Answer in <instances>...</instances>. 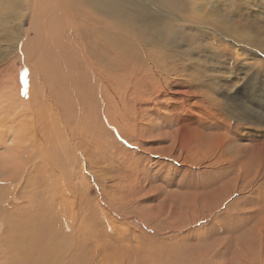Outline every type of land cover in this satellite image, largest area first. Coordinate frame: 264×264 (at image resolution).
Here are the masks:
<instances>
[{
    "label": "rangeland",
    "instance_id": "1",
    "mask_svg": "<svg viewBox=\"0 0 264 264\" xmlns=\"http://www.w3.org/2000/svg\"><path fill=\"white\" fill-rule=\"evenodd\" d=\"M12 2L3 0L11 8L0 12V100L8 82L3 79L13 77L20 97L28 100L32 89L39 105L50 109L48 125L56 141L52 121L69 123L65 128L76 131V148L68 143L58 148L51 165L46 156L38 160L50 173L28 174L21 195L13 182L12 201L0 200V250L9 249L0 264H43L56 240L65 250L59 264H264V0H122L127 14L111 9L82 15L90 25L109 23L105 67L101 34L92 28L86 34L110 79L100 96L99 81L85 68L78 46L68 43L76 58L68 60L69 93L63 103L59 85L52 84L58 62L44 59V65L39 56L40 48L47 49L44 36L53 20L44 21L46 9L38 0H32L37 3L32 14ZM136 21L150 25L147 34ZM120 58L126 66L131 60V67L121 69ZM132 69L139 85L128 76ZM130 81L136 86L129 87ZM126 95L133 100L125 102ZM17 113L14 123L20 124L25 116ZM5 189L0 196L9 200ZM10 215L27 244L16 240L19 233L9 236ZM25 245L27 259L21 255ZM200 253L205 256L198 262Z\"/></svg>",
    "mask_w": 264,
    "mask_h": 264
},
{
    "label": "bare ground",
    "instance_id": "2",
    "mask_svg": "<svg viewBox=\"0 0 264 264\" xmlns=\"http://www.w3.org/2000/svg\"><path fill=\"white\" fill-rule=\"evenodd\" d=\"M44 2V3H43ZM43 2L41 0H38V4L42 7L46 9V13L44 14L46 20H53L51 22H54L53 27L55 26V31H56V35L53 36L54 29L52 27V30L50 28V24L47 25V29L45 32V36H44V46L47 44L49 47L46 48H40V55L41 56V61L42 64L45 65V63L49 60L50 62L52 61V59L55 58V60L58 62V75H56L57 78L54 79L55 83H52L53 86L54 84H58L59 87L56 85L55 88L58 89V91H62L60 98V102L63 103L65 101V99H67V95L69 93V88L67 86L66 83V76L68 74V68L69 65L68 64V60L70 61V58L72 59L73 57V51L70 50V48H67V44L71 43V44H75V46H78L77 51L79 52V54L82 57V60L84 63H86L87 65L85 66V68L89 71H91L94 74V82H98L97 83V88L99 89V93L100 96H104V92L103 89L106 88L108 80L110 78H108V74L106 76V73L104 72L103 67H101V64L98 62V58L94 59L93 56V50L97 47L95 44H93L92 42H90V38H92L91 36H89L88 34H86V29H93V32L99 33L100 35V40L103 44V47L100 48L102 54L105 53L106 55L101 57L100 59L103 61L102 63L103 66L105 67V63H109V58H108V53H107V48H106V44L108 40V35L107 33H109V23H102V24H95V25H90L87 22H89V19L86 17H83L82 15H86L89 16V14L91 12H101L104 13L105 11H110L111 9H120L121 12L124 14V11L126 13V10H124V6L122 4V0H43ZM22 4L23 9H26V12L29 13H34V11L36 10V6L37 3L36 2H32V0H13L12 4ZM128 3V2H127ZM44 4V5H43ZM43 5V6H42ZM21 6V5H20ZM80 8H79V7ZM127 6V4H126ZM4 8H6V10L8 8H11V3H3V0H0V12L4 11ZM28 8V9H27ZM41 8V9H42ZM21 11V10H20ZM42 11V10H41ZM25 12V13H26ZM24 15V13H22ZM30 14V15H31ZM38 14V12H37ZM127 14V13H126ZM22 15V17H23ZM41 15V14H40ZM44 17V18H45ZM20 19V18H19ZM22 19V18H21ZM57 19V20H56ZM131 19V18H129ZM42 21V20H40ZM132 21V20H130ZM138 21V20H137ZM136 21V22H137ZM50 22V23H51ZM141 22V20L139 21ZM139 22H137L136 24H139ZM35 25V24H34ZM33 25V26H34ZM135 25V24H134ZM161 25V24H160ZM32 26V28H33ZM21 28V26H19ZM42 27H45V24L43 23ZM136 27V26H135ZM155 27V26H154ZM139 31H145V33L147 34V29L150 28V25H145L141 27V23L137 26ZM147 28V29H146ZM157 29V28H154ZM44 30V28H43ZM158 30V29H157ZM160 30V29H159ZM203 30V28H202ZM25 29H22V32H24ZM204 31V30H203ZM21 32V33H22ZM25 32H27L26 36H28V30H26ZM141 32H139L141 34ZM153 32V31H152ZM138 33V31H137ZM24 34V33H23ZM55 34V33H54ZM121 34V33H120ZM143 34V33H142ZM149 34V33H148ZM151 34V33H150ZM160 34V33H159ZM25 36V35H24ZM24 36H20L24 37ZM151 36V35H150ZM153 36V34H152ZM171 36V35H170ZM160 37V36H158ZM155 38V37H154ZM153 38V39H154ZM23 39V38H22ZM28 39V38H27ZM33 41V44L35 45V41ZM77 43V44H76ZM25 44V43H24ZM27 44H28V40H27ZM125 44V43H124ZM151 45H153L151 43ZM125 46V45H124ZM145 46V45H144ZM154 46V45H153ZM26 48V47H25ZM29 48V47H28ZM28 48H27V55L28 53ZM72 48V47H71ZM76 48V47H74ZM151 48V47H149ZM157 49V48H155ZM154 49V50H155ZM32 50V49H31ZM75 50V49H74ZM119 50V49H118ZM24 51V50H22ZM92 51V54L89 52ZM96 52V51H95ZM100 52V53H101ZM98 53V52H97ZM143 53V52H142ZM139 53H137L138 55ZM100 55V54H98ZM136 55V54H135ZM145 54H142V56ZM128 56V55H127ZM126 56V57H127ZM153 56V55H152ZM155 56V55H154ZM123 57V56H122ZM138 57V56H137ZM147 57V55H146ZM29 58V56H28ZM74 59L76 58L75 55L73 57ZM125 58V57H124ZM124 58H120L118 61L121 64L120 68L124 69L126 68L130 63L131 60L129 61L128 65L126 66V61H124ZM148 58V57H147ZM37 59V58H36ZM44 59L46 60V62L44 61ZM118 59V58H117ZM137 59V58H136ZM61 60H63L61 62ZM73 60V59H72ZM111 60V59H110ZM139 60V58H138ZM148 60V59H147ZM28 61V59H27ZM32 61V60H31ZM37 61V60H36ZM77 61V60H76ZM100 61V60H99ZM54 62L53 64L57 63ZM71 62V61H70ZM78 62V61H77ZM150 62V61H149ZM75 63V61L73 62ZM144 64L145 62H141V64ZM47 64V63H46ZM82 64V63H80ZM38 65V64H37ZM56 65V64H55ZM56 65V66H57ZM140 65V63L138 64ZM52 66V65H51ZM54 66V65H53ZM77 66V65H76ZM119 66V65H118ZM130 66V65H129ZM152 66V65H151ZM177 66V65H176ZM48 67V66H46ZM45 67V68H46ZM72 67V66H71ZM74 67V66H73ZM79 67V66H78ZM108 67V66H107ZM131 67V66H130ZM34 70L38 71V69L33 66ZM53 68V67H52ZM109 68V67H108ZM128 68V67H127ZM154 68V67H153ZM130 69V68H129ZM54 70V69H52ZM70 70V69H69ZM6 73H8L7 69L5 70ZM4 71V73H5ZM57 71V70H56ZM73 71V70H72ZM134 69L131 70V73H129L128 76H131L132 79L134 80V82H136V84L138 83H142L141 82V78L139 76L140 79H137V74H135V72H133ZM156 71V70H155ZM51 73V71H49ZM48 69H47V73ZM54 72V71H53ZM138 72V71H137ZM140 72V70H139ZM157 72V71H156ZM159 72V71H158ZM72 73V72H71ZM74 73V72H73ZM104 73V75H103ZM147 73V72H145ZM10 74V73H9ZM46 74V73H45ZM54 74H56L54 72ZM160 74V73H159ZM11 75V74H10ZM75 75V74H74ZM136 75V76H135ZM9 76V75H8ZM49 76H51L49 74ZM70 75H68L69 77ZM126 76V79L127 77ZM169 76V75H168ZM172 76V75H171ZM4 77V76H2ZM7 77V76H6ZM11 77V76H9ZM36 77V75H35ZM53 77V76H52ZM55 77V76H54ZM137 77V78H136ZM124 78V77H123ZM122 78V79H123ZM130 78V77H129ZM128 78V80H129ZM154 78V77H153ZM13 79V80H12ZM11 80H9V78L7 77V79H3L4 81H8L7 84L5 85V87H3L4 90V95H3V99L0 100V119H2V122L0 121V187L4 188V186L6 187V191H8V195H11L10 199H3L0 196V200H4L3 203L4 205H8L10 202L8 201H12V196L15 194L14 191H11V187H12V183L13 182H17V188H18V194H20V191H22V189H24V186L27 183V175L31 174V176H33V174H40V172H45L43 169H41V165L39 163L38 160H42L45 156L46 159L48 160V163L46 162V164H52L54 163V158H55V152L56 150L62 149L67 143L70 146L75 147V142L73 140H75V130H72L71 128L66 129L69 125V123H64L63 121H59V120H54L55 122L52 121V127L55 125V130L56 132L59 134V138L57 137L56 141V137L52 136V133L50 131V127L48 125V120H49V116L46 112L50 113V109L48 108L47 110H45V106H43V104L41 103L39 105V99L36 97L34 91L32 89H30V97L28 98V100H25L24 98L20 97L19 95V90L17 89V85L16 82L14 80V78L12 77ZM35 80V78H33ZM79 79V78H78ZM120 78V80H122ZM145 79L142 77V80ZM147 79V78H146ZM170 79V78H169ZM38 80V78H37ZM119 80V81H120ZM131 80V79H130ZM161 80V79H160ZM172 80V79H170ZM9 81H12V83ZM64 81V82H63ZM77 83L79 84V80H76ZM118 81V82H119ZM132 81V80H131ZM130 81V85L129 87H134L136 86L135 84H131ZM149 81V79H147V82ZM34 82V81H32ZM72 82V79H70V83ZM74 84H75V80H73ZM128 82V81H127ZM144 82V81H143ZM150 82V81H149ZM148 82V83H149ZM189 82V81H188ZM39 83V82H38ZM50 83V82H49ZM63 83L65 84V89L68 90H63ZM152 83V82H150ZM173 83V82H172ZM5 84V83H4ZM3 84V86H4ZM40 84V83H39ZM48 84V83H47ZM111 84V83H110ZM185 84V83H184ZM118 85V84H117ZM121 85V84H120ZM139 85V84H138ZM156 85V84H155ZM167 85V84H166ZM105 86V88H104ZM109 86V84H108ZM148 86V85H147ZM152 86V85H151ZM118 87V86H117ZM120 89H123L122 87L124 86H120ZM127 87V89L129 88ZM138 87V86H137ZM140 87V86H139ZM143 87V86H141ZM150 87V85H149ZM156 86H154L155 88ZM51 88V87H50ZM74 88V90H72ZM70 88L71 91L73 92V94L75 95V97L77 98V96H79V94H76V88L73 87ZM119 88V87H118ZM136 88V87H135ZM152 88V87H150ZM179 88V87H178ZM182 88H184L182 86ZM126 89V88H125ZM124 89V90H125ZM131 90L134 88H130ZM128 89V90H130ZM141 89V88H139ZM170 89V88H169ZM180 89V88H179ZM185 89V88H184ZM183 90V92L186 93V91ZM114 90V89H113ZM134 90H138V88L134 89ZM132 90V91H134ZM175 90V89H174ZM178 90V89H177ZM187 90V89H186ZM193 90V89H192ZM75 91V93H74ZM131 91V92H132ZM189 91V90H188ZM50 92V91H49ZM130 92V91H129ZM138 92H140L138 90ZM177 92V91H176ZM182 92V93H183ZM192 92V91H191ZM197 92V91H196ZM86 93V92H84ZM83 93V94H84ZM104 93V94H103ZM114 93V91H113ZM125 93V91H123V93H121L122 95ZM189 93V92H188ZM194 93V92H193ZM21 94V93H20ZM53 94V92H51V95ZM87 94V93H86ZM127 94V93H125ZM135 95V93H133ZM138 94V93H137ZM144 94V93H143ZM168 94V93H167ZM195 94V93H194ZM60 95V94H59ZM72 94H69V96ZM85 95V94H84ZM98 95V94H97ZM112 95V94H111ZM114 95V94H113ZM128 95V94H127ZM126 95V96H127ZM55 96V95H52ZM51 96V97H52ZM117 96V95H116ZM124 96V95H123ZM130 96V94L128 95ZM127 96V99L125 102H131V98ZM132 96V94H131ZM136 96V95H135ZM134 96V97H135ZM138 96V95H137ZM142 96V95H141ZM202 96V95H201ZM45 97V96H44ZM58 97V96H57ZM80 97V96H79ZM121 98V96H119ZM125 97V96H124ZM140 97V96H138ZM144 97V96H143ZM123 98V97H122ZM199 98V97H198ZM43 99V98H42ZM41 99V100H42ZM49 99V98H48ZM111 99V98H110ZM118 99V97H117ZM204 99V98H203ZM68 100V99H67ZM102 100V99H101ZM146 100V99H145ZM201 100V99H200ZM207 100V99H206ZM45 101V100H44ZM47 101V100H46ZM51 101V100H50ZM78 102V104H80V102L78 100H76ZM135 101V100H134ZM199 101V100H198ZM66 102V101H65ZM69 102V101H68ZM91 102V100H90ZM201 102V101H200ZM204 102V101H203ZM4 103L7 104L4 105ZM71 103V101H70ZM84 103V102H83ZM86 103V102H85ZM97 103V102H96ZM100 103V102H99ZM118 103V102H117ZM124 103V102H123ZM122 103V104H123ZM48 104V103H47ZM65 104V103H64ZM90 104V103H89ZM126 104V103H125ZM124 104V105H125ZM132 104V103H131ZM2 105H4L5 107H3ZM73 105V104H72ZM87 105V104H83ZM196 105V104H195ZM215 105V104H213ZM49 106V105H48ZM68 106V105H67ZM135 106V104H134ZM139 106V105H138ZM209 106V105H208ZM212 106V105H210ZM209 106V107H210ZM87 107V106H86ZM20 110H17V109ZM82 108V107H81ZM85 108V106L83 107ZM88 108V107H87ZM213 108V107H212ZM13 109V110H12ZM108 109V108H106ZM126 109V108H125ZM139 109V108H138ZM208 109V108H207ZM221 109V108H219ZM56 110V109H55ZM58 110V109H57ZM210 110V108H209ZM22 113L25 116V118L22 120V122L20 124H15L14 123V119L17 118V112ZM27 111L30 114V119H28L27 122ZM123 111V110H122ZM213 111V110H211ZM215 111V109H214ZM219 112V111H218ZM56 118L60 116V113H52ZM103 114V113H102ZM222 114V113H221ZM161 115V114H160ZM219 115V114H218ZM228 115V114H227ZM135 116V115H134ZM187 116V115H186ZM224 116V115H223ZM253 116V115H252ZM145 117V116H144ZM232 117V116H231ZM230 117V118H231ZM255 117V116H254ZM22 118V117H19ZM159 118V117H158ZM53 119V118H52ZM51 119V120H52ZM61 119V118H60ZM228 119V118H227ZM244 119V118H243ZM104 120V118L102 119ZM20 121V120H18ZM121 121V120H120ZM62 122V123H61ZM76 122V121H75ZM128 122V121H127ZM68 124V125H66ZM105 125V124H104ZM141 125V124H140ZM71 126V125H70ZM66 127V128H65ZM143 127V126H142ZM65 128V129H64ZM119 128V126H118ZM80 130V128L78 129ZM77 130V131H78ZM122 130V129H120ZM119 130V131H120ZM128 130V129H127ZM176 130V129H175ZM174 130V131H175ZM129 131V130H128ZM124 135L127 134L124 130L121 131ZM176 133V132H175ZM191 134V133H190ZM232 134V133H231ZM129 135V134H128ZM174 135V134H173ZM187 135V134H186ZM195 135V134H194ZM172 136V135H171ZM191 136V135H190ZM226 136V135H225ZM127 137V136H126ZM188 137V136H187ZM229 137V136H228ZM139 138V137H138ZM193 140V139H192ZM231 140V139H230ZM58 142V144L56 142ZM131 141V140H130ZM225 141V140H224ZM220 142V141H219ZM231 142V141H230ZM228 142V143H230ZM216 143V142H215ZM88 144V143H87ZM132 144V143H131ZM185 144V143H184ZM209 144V143H208ZM223 144V143H222ZM232 144V143H231ZM68 145V146H69ZM86 145V144H85ZM187 145V144H186ZM191 145V144H190ZM138 146V145H137ZM203 146V145H202ZM205 146V145H204ZM221 146V143H220ZM192 147V146H191ZM263 147V146H262ZM68 148V147H67ZM77 148H79L77 146ZM188 148V146H187ZM233 148V146H232ZM70 149V148H69ZM87 149V148H86ZM89 149V148H88ZM61 151V150H60ZM96 151V150H95ZM201 151V150H200ZM259 151V150H258ZM263 151V150H262ZM28 152V153H27ZM81 152V151H80ZM190 152V151H189ZM255 152V151H254ZM261 152V150H260ZM63 153V151H62ZM83 153V152H81ZM85 153V151H84ZM83 153V154H84ZM253 153V152H252ZM68 154V153H67ZM240 154V153H239ZM264 154V153H262ZM82 155V154H81ZM85 155V154H84ZM84 155L83 158H84ZM59 156V155H58ZM61 156V155H60ZM86 156V155H85ZM233 156V155H232ZM77 157V156H76ZM227 157V156H226ZM80 158V157H79ZM240 158V157H239ZM69 159V158H68ZM46 161V160H45ZM81 161V160H80ZM68 162V161H67ZM221 162H226L227 164H232L235 161H233L232 159H222ZM263 162V161H262ZM59 163V162H58ZM179 163V162H178ZM44 164V163H43ZM261 164V163H260ZM259 164V165H260ZM47 165V166H48ZM69 165V164H68ZM78 165V164H77ZM83 165H88V163L85 162V160L83 161ZM172 165V164H171ZM217 165V164H216ZM240 165V164H239ZM45 166V164H44ZM70 166V165H69ZM231 166V165H230ZM43 167V166H42ZM82 167V166H81ZM87 167V166H86ZM125 167V166H124ZM241 167V166H240ZM83 168V167H82ZM244 168V167H243ZM41 169V170H40ZM45 169V168H44ZM61 169V168H60ZM77 169V168H76ZM185 169V168H184ZM49 169H47L46 172ZM177 170V169H176ZM54 171V170H53ZM124 171V170H123ZM58 172V171H57ZM50 173V172H49ZM63 173V172H62ZM82 173V172H81ZM240 173V172H239ZM52 174V173H51ZM49 175V174H48ZM54 176V175H53ZM113 177V176H112ZM182 177V176H181ZM100 178V177H99ZM184 178V177H183ZM208 178V177H207ZM227 180V179H226ZM231 180V179H230ZM65 181V180H64ZM190 181V180H189ZM106 182V181H105ZM57 184V183H54ZM188 184V183H187ZM213 184V183H212ZM179 185V184H178ZM69 186V185H68ZM78 186V185H77ZM105 186V185H104ZM219 186V185H218ZM19 187H22L21 189H19ZM57 187V186H56ZM79 187V186H78ZM81 187V186H80ZM172 187V186H171ZM71 188V187H70ZM195 188V187H194ZM215 189V188H214ZM231 189V188H230ZM183 191V190H182ZM171 192V191H169ZM206 193V192H205ZM194 194V193H193ZM192 194V195H193ZM230 194V193H229ZM232 194V193H231ZM5 195V194H4ZM18 195V196H19ZM74 195V194H73ZM17 196V195H16ZM183 196V195H182ZM211 196V195H210ZM139 197V196H138ZM225 197V196H224ZM17 198V197H16ZM134 198V197H133ZM193 198V196H192ZM213 198V197H212ZM183 199V198H182ZM202 199V198H201ZM214 201V200H213ZM1 202V201H0ZM191 203V202H190ZM150 204V203H149ZM185 204V203H184ZM206 204V203H205ZM1 205V204H0ZM239 206V205H238ZM73 208V207H72ZM189 208V207H188ZM184 210V209H182ZM2 212V211H1ZM145 212V211H144ZM166 213V212H165ZM259 215V214H258ZM67 216V215H66ZM71 216V215H70ZM6 219V218H5ZM64 219V218H63ZM8 220H9V227L10 228V235L11 233H19V237L16 238L20 239L21 242L26 241L27 244V235L25 236L22 232H20L21 227H19V222H16L14 219L11 220V215L8 216ZM6 220V221H8ZM189 220V219H188ZM256 220V219H255ZM167 221V220H166ZM73 222L74 221H69V227L72 228L73 227ZM55 226V225H54ZM162 226V224H161ZM176 226V225H175ZM12 228V231H11ZM56 229V228H55ZM259 229V228H258ZM9 230V229H8ZM7 230V233H8ZM54 230V229H53ZM75 231V230H74ZM128 231V230H127ZM258 231V230H257ZM132 233V232H131ZM58 234V233H57ZM52 233L49 231V239L51 238ZM118 236V235H117ZM132 236V235H131ZM209 236V235H208ZM157 237V235H156ZM177 237V236H176ZM219 237V236H218ZM129 238V237H128ZM119 239V238H118ZM135 239V238H134ZM133 239V240H134ZM137 239V238H136ZM139 239V238H138ZM154 239V238H153ZM185 239V238H184ZM63 241V239H61ZM116 240V239H115ZM221 240V239H220ZM182 241V240H180ZM184 241V240H183ZM61 241H57L54 243L53 245V241L50 242V246L49 249L45 252L47 253L45 255V253L43 254V257L41 258L42 260H40V262H42L43 264H59V261L61 262V258L62 255L65 250L64 249H58V246L62 243H60ZM112 242V241H111ZM150 242V241H149ZM119 243V242H118ZM117 243V244H118ZM180 243H184V242H180ZM215 243V242H214ZM125 244V243H124ZM209 244V243H208ZM5 245V244H4ZM180 245V244H179ZM178 245V246H179ZM211 244H209L210 246ZM130 246V245H129ZM134 246V245H133ZM205 246V245H204ZM216 246V245H215ZM131 247V246H130ZM137 247V246H136ZM123 248V247H122ZM135 248V247H134ZM162 249V248H161ZM189 249V248H188ZM108 250V249H107ZM138 250V249H137ZM160 250V249H159ZM184 250V249H183ZM187 251V250H186ZM7 255V253L9 252V249H5V247L1 248L0 250V255L2 254ZM101 252V250H100ZM140 252V251H139ZM141 252H142V248H141ZM145 252V251H144ZM189 252V251H187ZM202 252V251H201ZM15 253V252H14ZM108 253V252H107ZM151 253V252H150ZM211 253V252H210ZM37 254H42V252H37ZM99 254V253H98ZM97 254V255H98ZM23 256H25V259L30 258L31 256L27 255V245L24 246L23 248V253L21 254ZM153 255V254H152ZM200 257L198 258V262L201 261V259L205 256V254H199ZM151 257V256H149ZM217 257V256H216ZM215 257V258H216ZM221 257V256H220ZM105 258V257H104ZM190 259V258H189ZM18 260H20L18 258ZM108 260V259H106ZM183 260H186L185 258H183ZM119 261V260H117ZM168 261V260H167ZM191 261V260H190ZM29 264H38L35 261H29ZM123 262V261H122ZM160 262V261H159ZM187 262V260H186ZM164 263V262H162ZM220 263V262H219ZM4 264H6V261L4 262ZM7 264H13L12 261H8ZM18 264H27V262H20ZM105 264V262H104ZM119 264V263H118ZM189 264V262H188Z\"/></svg>",
    "mask_w": 264,
    "mask_h": 264
}]
</instances>
